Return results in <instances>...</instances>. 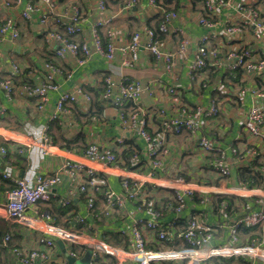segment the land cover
<instances>
[{
	"label": "crops",
	"instance_id": "0c3cea01",
	"mask_svg": "<svg viewBox=\"0 0 264 264\" xmlns=\"http://www.w3.org/2000/svg\"><path fill=\"white\" fill-rule=\"evenodd\" d=\"M128 1L59 0L57 12L60 14L69 13L74 10V7H78L83 16L80 22L82 32L79 39L89 43H92V25L95 20L112 17L111 23L101 27L102 39L105 42L108 30L113 29L114 36L117 38L116 44L121 46L127 45L136 31L144 32L146 27L160 15V8L155 7L150 0H137L128 11L123 13V6ZM170 1V7L178 11L177 17L172 21V28L179 32H172L167 35L168 48L176 49L180 41L184 39H187L189 43L186 57L177 58L176 56L174 69L167 71L165 62L157 60L146 48L149 37L144 33L140 41L138 60L133 61L131 65L126 62V60H132L130 54H124L120 50H117L115 58L111 60L97 51L84 63H79L74 56L58 57L50 50L46 36L50 31L62 29L60 24L54 20L48 26H44L38 19L40 12L31 20L23 18L21 12L27 0L20 2L17 0H0V25L11 18L19 30L18 38L11 39V35L8 33L5 39L0 41V73H6L12 61L17 62L21 71L14 78L15 86H22L25 82L31 81L30 77L33 75H29V73L33 69L39 70L44 61H55L63 68V72L58 76V89L49 92V98L44 103L43 108L39 107L36 98L20 96L17 92L9 97L0 88V103L3 109L0 111V143L11 140L8 146L12 148L8 157H0V203L5 201L7 189L12 185L7 186V181H5L2 172L35 180L39 173L54 174L66 158L94 164L81 158L83 149L80 147L91 143H97L102 147H111L120 155V150L124 148V144H117L118 140L129 139L134 133L128 125L125 127L122 124L118 109L112 106L110 101L101 100L103 78L107 73L112 76L116 83L124 79L139 82L142 93L139 99L134 101V104L145 109L147 127L154 135L160 131L164 120L171 118L182 108L197 105L208 107L215 100L220 107V112L216 117L203 116L202 128L204 134L214 140L211 141L214 142L215 146L226 151L228 160L233 159V147L238 151V156L244 155L246 150L253 145L258 148L259 152L262 150L264 139L250 136L244 132L241 121L245 118L247 110L254 101L253 90L256 88L264 90V74L251 77L241 68L228 67V63L224 59L228 51L245 47L254 49L257 58L264 59V44L255 40L253 26L244 23L243 13L238 9L239 5H254L264 17V0H231L225 5L218 6L214 11L207 8V0L205 3L203 0ZM101 2L104 3L103 8ZM159 2H165V0H159ZM205 9L207 10L206 15L204 14ZM202 17L214 21L213 29L217 36L211 38L207 43L210 48L218 47L219 50L216 58L209 59L216 65L213 64L201 72L198 71L196 77H192L189 72L195 58V52L201 41L209 33V29L200 21ZM228 25H241L244 30L241 34L229 35L226 32ZM222 84L226 90L220 89L219 85ZM79 85L92 93L93 103H91L92 101L74 103L70 106V111L65 115L63 121L60 120L59 124L54 125L52 114L60 94L75 89ZM171 86L176 88L175 93L170 92ZM113 90H117V85H113ZM97 111H101L100 114ZM91 113L99 115L103 113L102 119L97 118V115L92 116L93 118L90 117ZM50 127L51 129L53 127L52 133L55 143L48 136L49 142H45L43 139ZM201 133L198 131V135ZM160 134L164 138L162 148L169 149V155L174 158L173 162L180 165L184 159L190 163V166L169 173L170 167L167 169L164 165L165 170L164 166L158 169L155 178L130 172L129 175L132 177L147 180L144 192L148 196L147 201L139 198L137 201H127L120 210L117 209L113 213L106 214L104 197L99 195L95 213L91 214L87 210V199L78 189L79 179L64 175L63 183L55 189L53 196L56 200L58 199V203L54 198L50 204L41 203L36 211L29 209L28 212L37 216L46 213L51 214L53 222L76 229L82 228L77 218L83 216L91 225L94 233L105 237L112 243L128 246L130 231L135 222H139L141 225L144 220L150 218L151 207L149 205L152 199L158 208L160 204L167 203L162 220L166 225L173 223L170 226L169 238H173L175 241L170 239L163 243L151 231L146 236L149 248L165 249L179 246L181 242L178 234L184 229L186 220L196 213L201 216L202 220L212 225L213 243H228L231 240L230 229L235 216L230 210L224 211L223 205L221 207L216 206L219 205V199L216 200L215 205L203 202L202 197L205 196L203 192L211 191L212 194L206 195L213 199L219 195L224 197L235 196L237 198L235 205L239 212L247 211L254 199L246 197L242 191L233 189L236 185H243L238 182L236 177L245 167L236 158L235 163H232L230 176H216L215 172L212 171L213 154L204 152L190 132ZM80 135L84 136V139H81ZM136 141L142 145L147 144L145 139L138 136ZM68 142L72 143L69 144ZM24 143H27L26 149L20 153L18 146H24ZM65 146L72 147L74 150H69ZM145 151L146 146L142 153ZM187 154L190 155L185 159ZM145 160L148 169L150 163L147 156H145ZM168 160L166 159V163ZM124 163L123 161L124 167L129 169V166ZM263 166L264 156L258 157L253 168L255 170L262 169ZM99 167L102 168L103 166L99 165ZM142 171L146 172L147 170L142 168ZM201 171L209 173L207 176L201 174L202 176L199 177L198 174ZM120 173V170L113 168H107V171L104 172L108 184L116 192L122 190ZM181 175L190 182L187 186L196 189L194 191L196 194H194L195 198L193 194H186L187 203L183 207L184 209L176 211L173 208L176 201V181L174 179ZM263 183L264 175L261 185ZM66 197H70V204L62 206L59 201ZM225 203L227 202L225 201ZM0 229V237L10 233L12 238L10 246L7 245L0 249V258H7L8 264H12L15 256L13 250L11 257V246L22 249L43 248L40 242V233L23 224L2 221L0 222ZM238 235L240 244L249 243L255 237H263L264 226L244 227L239 229ZM57 244L55 257L61 260L67 259L66 264H68L63 243L58 240ZM85 254L86 252L83 257ZM109 260L110 264H115L114 259ZM128 264L136 263L129 262ZM203 264H252V262L241 257H232L214 258Z\"/></svg>",
	"mask_w": 264,
	"mask_h": 264
},
{
	"label": "built area",
	"instance_id": "2783aa9c",
	"mask_svg": "<svg viewBox=\"0 0 264 264\" xmlns=\"http://www.w3.org/2000/svg\"><path fill=\"white\" fill-rule=\"evenodd\" d=\"M20 2L21 0H17ZM134 1V0H133ZM155 3L157 0H150ZM229 1V0H225ZM224 0H208L207 8L214 11L215 6L225 3ZM59 0H27L21 12V16L31 20L39 13L38 19L41 24L48 26L52 21H56L62 26V29L50 31L47 33V42L50 50L58 57L74 56L79 63H84L94 52L103 53L108 60L114 59L117 50L124 54H130L132 60H126L131 65L137 61L139 57V49L141 47L142 34L137 32L134 34L132 41L127 45L117 46L115 41L109 44L107 48L103 45L101 27L112 22V17L105 19L99 18L92 25V43L87 41L80 42L78 36L82 32L80 22L83 16L78 7H74L71 12L60 14L57 12ZM9 5V3H7ZM101 7L104 3L101 2ZM238 9L243 13V21L245 24L253 26V36L255 40L264 44V17L260 14L258 8L254 5H239ZM177 17V13L172 11L165 15V20L160 24L162 32H179L172 28V21ZM201 23L209 29L208 35L201 41L195 52L194 61L190 67L189 75L198 74L199 70L205 68L208 59L216 57L219 49H209L207 38L211 36L215 38L216 32L213 29L214 22L209 18H201ZM243 26V25H242ZM241 25H228L226 32L229 35L236 33L241 34L244 28ZM10 33L11 39L19 37V30L15 21L11 18L7 19L0 25V41L5 39ZM109 35L114 36L113 31L108 30ZM145 33L149 36L146 48L156 57L157 60L165 62L167 71L174 69L175 57L185 58L189 41L181 40L176 49H169L163 39L157 37L152 29H146ZM211 51V57H210ZM1 57V52H0ZM226 63L231 68H241L244 72L253 77L264 74V59L257 58L254 49L241 48L230 50L225 55ZM21 68L17 62L12 61L9 70L0 73V88H2L9 97L14 92L20 96L34 97L38 100L39 106L43 107L44 102L49 98L48 94L53 89H58V76L63 72L62 66L51 60L42 62L40 69H33L29 75L31 81L25 82L22 86L14 85V78L20 73ZM40 73V74H39ZM39 74V75H37ZM106 89L104 98L113 102L119 101H135L141 93L142 87L138 82L128 81L124 79L115 82L112 76L106 78ZM119 87L113 90V85ZM220 89L226 90L222 85ZM170 92L175 93L176 88L170 87ZM254 101L247 110L245 118L241 121V127L248 135L263 138L264 126V90L256 88L253 90ZM91 102L92 96L81 85L75 89L64 91L60 94L52 119H62L70 111V106L78 102ZM182 108V107H181ZM0 103V111H2ZM220 112V107L214 100L208 107L197 105L195 107H184L174 116L163 121V129L167 133L190 132L197 140L198 146L206 153H213L212 170L218 172L221 177L231 175L232 163L236 158L244 167H255L258 157L264 156V147L259 152L258 148L253 145L246 150L244 155L238 156L235 147L232 148L234 153L233 159L228 160L226 151L221 147L214 145V140L209 138L202 132L203 116L216 117ZM146 114V112H145ZM122 116V115H121ZM129 121L123 119L124 123H128L129 128L134 133H139L148 141L146 151L143 155H147L150 167L147 169L146 161L141 157L135 156L130 161L129 169L124 167L122 159L117 152L111 147H102L97 143H91L87 149L81 154V158L94 164L86 163L81 160L66 158L61 166L54 174L39 173L35 180L18 177L9 172H4L3 176L10 179L15 185L14 188L7 190L6 199L0 203V217L21 223L40 233V242L43 248L14 249V260L12 264H66L67 259L61 260L55 257V250L58 247L57 241H61L64 245L66 253L74 258L83 257L86 251L91 252V264H108L109 259H114L115 264H128L134 262L136 264H203L212 258H232L241 257L252 262V264H264V235L263 237H255L249 243L240 244L239 229L251 226H264V183L261 186H235L233 189L242 191L246 197H251L254 202L250 204L247 211L238 212L234 218V222L230 229L231 240L228 243L215 244L212 242L214 238L213 227L203 222L197 223L195 220L201 216L192 214L187 221L186 227L178 234L181 244L169 250L152 249L147 246V233L154 232L160 241L168 239L170 226L173 224H164L163 216L167 205H161L159 208L150 200V218L144 220L140 225L135 222L130 231V241L128 246L108 241L105 237L92 232V227L87 223L83 216H79L77 221L82 228H71L57 225L53 222L52 216L48 213L37 216L30 214L29 209L36 211L40 202L49 201L55 195V189L63 183L64 175L71 178H78V189L82 195H86L87 210L93 214L99 195H103L105 203V213L110 214L120 210L127 201L148 200L145 192L147 180L140 177H132L130 172L151 178L157 177V171L162 167V162L155 152L156 148L161 147L164 142L163 135L156 138V143H152L153 139L150 133L145 129L147 124L146 118L142 115H134L128 118ZM127 127V126H126ZM198 130L201 134L198 135ZM45 142H49L47 136ZM212 140V141H211ZM123 139L118 140V144H122ZM25 145L18 146V151L23 153L26 149ZM160 150V149H159ZM10 149L6 145L0 144V157L7 156ZM99 165L103 166L102 168ZM107 168L118 169L121 171V192L113 190L107 182L104 172ZM145 168L147 171H142ZM261 173L264 175V166ZM176 181V201L173 208L181 211L185 206V195L193 194L196 190L187 186L189 181L180 177L174 179ZM199 183V182H198ZM203 202H210L211 191L203 192ZM213 199V198H212ZM62 206L70 204V197L61 199ZM225 203V202H223ZM215 205V202L213 203ZM225 206V205H224ZM223 206V207H224ZM157 207V208H156ZM225 211V209L223 208ZM12 240L11 234L6 233L0 237V248L7 246ZM76 245L78 249H72L71 246ZM68 258V257H67ZM165 259H169L170 261ZM167 262V263H166Z\"/></svg>",
	"mask_w": 264,
	"mask_h": 264
},
{
	"label": "trees",
	"instance_id": "16d2710c",
	"mask_svg": "<svg viewBox=\"0 0 264 264\" xmlns=\"http://www.w3.org/2000/svg\"><path fill=\"white\" fill-rule=\"evenodd\" d=\"M208 1V0H207ZM207 1H206V6H207ZM225 1V0H224ZM229 1H231V0H229ZM229 1H225V3L224 4H221V5H219V7L220 6H222V5H225V4H227ZM137 2V0H129L124 6H123V13H125L126 11H128L131 7H132V5H134L135 3ZM203 2L205 3V0H203ZM170 3H171V1L170 0H165V2H159V0H157L155 3H152L155 7H159L160 9V15H158L157 16V18H156V20L152 23V24H150V25H148L147 27H146V29H152V30H154V32L156 33V35H157V37L158 38H160V39H163L165 42H166V45H167V47H168V43H167V40H166V38H167V35L169 34H171L169 31L168 32H162V31H160V24H161V22L162 21H164L165 20V15L167 14V13H170V12H172V11H175L176 13H177V15H178V11H177V9H172L171 7H170ZM161 5H162V7H161ZM208 7V6H207ZM216 8H218V6H215L214 7V9L213 10H215ZM158 9V8H157ZM204 14L206 15L207 14V10L205 9L204 10ZM214 22V21H213ZM172 23V22H171ZM243 25V24H242ZM111 31H113V29H110ZM101 32V31H100ZM137 32H140V31H136L135 33H137ZM134 33V34H135ZM141 34H146L145 33V31L143 32V31H141L140 32ZM134 34H133V36H134ZM147 35V34H146ZM133 36H132V38H131V41H132V39H133ZM148 36V35H147ZM149 37V36H148ZM212 37L211 36H209L206 40H207V42L211 39ZM78 39H79V36H78ZM116 37H112L111 35H109V33H107V38H106V40H105V42H104V40H103V45L107 48V46L109 45V44H111V43H113L112 41H115L116 42ZM80 40V39H79ZM85 41V40H84ZM84 41H82V40H80V42H84ZM130 41V42H131ZM129 42V43H130ZM128 43V44H129ZM208 44V43H207ZM209 46V45H208ZM214 48H216V49H219L218 47H214ZM214 48H211V49H214ZM209 49H210V47H209ZM53 53V52H52ZM54 54V53H53ZM210 57H211V51H210ZM212 58H216V57H212ZM138 60V59H137ZM52 61V60H51ZM213 64L214 65H216L215 63H213L211 60L209 61V59H208V63H207V65L205 66V68H208V67H210V66H213ZM204 68V69H205ZM201 71H203V69L202 70H199V72H201ZM242 71H244V70H242ZM111 75L109 74V73H107V74H105L104 75V78H103V89L101 90V100L102 101H105V102H107V101H110V99H106V98H104V91H105V89H106V78L107 77H110ZM192 76H194V73H193V75ZM122 81V80H121ZM128 81H133V80H129L128 79ZM29 82V81H28ZM135 82H137V81H135ZM120 83V82H119ZM119 83H118V86H117V88L119 87ZM139 83V82H138ZM14 85H15V81H14ZM225 85V84H224ZM226 86V85H225ZM88 93H90L88 90H86ZM98 92H100V91H98ZM91 94V96H92V93H90ZM32 98H34V97H32ZM139 99V98H138ZM37 100V99H36ZM93 98H92V102L91 103H93ZM137 100H135V102H136ZM111 103H112V106H115L117 109H118V111H119V116H120V120L122 119V124L126 127L127 125H128V123L126 124V123H124L123 122V119H126L127 121H129V117H131V116H134V115H138V116H143L144 118H145V109L144 108H142V107H139V106H137V105H135L134 104V101H128L127 100V102L126 101H119V102H113V101H110ZM45 103V102H44ZM99 103H102V102H99ZM110 103V104H111ZM37 104L39 105V103H38V100H37ZM40 107V106H39ZM43 107H44V104H43ZM43 107H40V108H43ZM71 110H72V107H71ZM100 112L101 111H97V113H99L100 114ZM97 113H91V115H90V117H94L95 115H97V118H99V119H102V114L103 113H101V115H99V114H97ZM122 115V116H121ZM92 117V118H93ZM146 119H147V117H146ZM60 120H62L63 121V118L62 119H56V120H54L53 122H54V125H57V124H59V121ZM61 124V123H60ZM148 124V123H147ZM147 124H146V126H145V129H146V131L149 133L150 132V130L148 129V127H147ZM50 129H51V127H50ZM48 130V132H47V135H44L43 137H45V136H48V137H50V140L52 139V141L55 143V139L53 140V133H52V131H53V127H52V129L51 130ZM202 130V132H203V128L201 129ZM201 130H198V131H201ZM132 133H134V132H132ZM151 133V132H150ZM160 133H164V134H167V132H165L164 131V129H163V124H161V127H160V131L157 133V134H152L151 133V136H152V139H153V141H152V143H156L157 141H156V138H158L159 136H161L162 134H160ZM204 133V132H203ZM134 135V136H133ZM132 135V137L131 138H129V139H124V142L122 143V144H124V148L122 149V150H120L121 151V153H120V157H121V159H122V161H124L125 163V165H127V166H129V165H132V162L130 161L131 159H133L135 156H137L138 158L139 157H141L142 159H143V161H146L145 160V156H147V155H143V153H142V150L144 149V147L145 146H147V144H145V145H142L140 142L138 143L137 141H136V137L138 136L139 138H141V139H145L146 140V138L144 137V136H142L141 134H139V133H134ZM51 136H52V138H51ZM167 137H168V135H167ZM80 138L81 139H84V136H82V135H80ZM85 141V140H84ZM141 142H142V140H141ZM146 142L148 143V141L146 140ZM69 144H71L72 142H68ZM117 144H118V142H117ZM2 145V144H1ZM3 145H6V146H8L9 144L6 142V143H3ZM90 144H85V145H83V146H81L80 147V149H83V152L87 149V147L89 146ZM9 147V149H10V153L12 152V148H10V146H8ZM65 148H67V149H69V150H74V148H72V147H67V146H65ZM117 152V151H116ZM117 154H119L118 152H117ZM213 154V153H212ZM9 155H7L6 157H8ZM215 156V155H214ZM148 162V161H147ZM4 172H2V174H3ZM239 183H246L248 186H254V185H261L262 184V180H263V175H262V173H261V171H260V169H256L255 170V168L254 169H252L251 167H245L244 169H241V171H240V173H239ZM193 180V179H192ZM5 181H7V186L8 185H11V186H9V188L7 189V190H9V189H12V188H14L15 187V185L13 184V182L10 180V179H6L5 178ZM194 194H196V192H194L193 193V197L195 198V195ZM83 197L84 198H86V195H83ZM55 197H52L49 201H45V202H40L37 206H38V208L40 207V204L41 203H45V204H47V203H49L50 204V201L52 200L53 201V199H54ZM219 200H220V202H219V205H216V206H218V207H221L222 205L224 206L223 208L225 209V210H230L231 211V213H232V215L233 216H236V215H238L237 213L239 212V209L236 207V203H235V200L237 199L235 196H230V197H224V196H221V195H219ZM55 200H56V198H55ZM58 200V199H57ZM56 200V201H57ZM199 200H201L200 198H199ZM227 202V203H223V202ZM184 202H185V205H186V203H187V200H186V197H185V200H184ZM57 203H58V201H57ZM59 203H60V201H59ZM97 204V203H96ZM165 204H167V203H164V204H160V206L162 205H165ZM185 207V206H184ZM184 209V208H183ZM164 212H165V210H164ZM93 213H95V211H93ZM103 213H104V211H103ZM51 215V214H50ZM52 216V215H51ZM52 220H53V216H52ZM2 221H5L6 223L8 222V223H12V221H8V220H6V219H4V218H2V217H0V222H2ZM18 223V222H17ZM54 223H56L55 221H54ZM14 224V223H13ZM19 224H21V223H19ZM57 224V223H56ZM58 225V224H57ZM1 230V229H0ZM93 232V231H92ZM10 242H12V241H10ZM8 246H10V243L8 244ZM14 247H16V246H11L10 247V250H11V257H12V252H13V250H14ZM2 248H4V246L3 247H1L0 249H2ZM71 248L72 249H78V246H76V245H72L71 246ZM80 258H82V257H77V258H75L76 259V262H77V260L78 259H80ZM212 259H214V258H212ZM212 259H210V260H212ZM12 262V261H11ZM76 262H74V263H72V264H76ZM0 264H8V259L6 258V259H1L0 258ZM87 264H91V262H90V259H89V261H88V263ZM94 264H96V263H94ZM108 264H110V262H108Z\"/></svg>",
	"mask_w": 264,
	"mask_h": 264
},
{
	"label": "rangeland",
	"instance_id": "374dc122",
	"mask_svg": "<svg viewBox=\"0 0 264 264\" xmlns=\"http://www.w3.org/2000/svg\"><path fill=\"white\" fill-rule=\"evenodd\" d=\"M7 141V143L8 144H10L11 142V140L9 141V140H6ZM4 143H6V142H4ZM0 144H2L3 145V143H0ZM160 149V150H159ZM181 150V149H180ZM157 151V154L159 155V157H160V159H161V161H162V159H164L163 161H162V166H164V165H166V167H167V169L170 167V170H169V173H171L172 171H174V170H178V169H186L188 166H190V163L187 161V160H182V162H181V164L180 165H178V163H174L173 162V157L172 156H170L169 155V153H170V151H169V149H165V148H161V147H159V148H156L155 149V152ZM189 155L190 154H187V155H185L186 157H185V159H187L188 157H189ZM197 156V155H196ZM166 159H169L168 161H167V163H166ZM169 165V166H168ZM164 170H165V166H164ZM212 171H214V170H212ZM215 172V174H216V176L219 174L218 172H216V171H214ZM186 173H188V172H186ZM209 172H203V171H201L198 175H199V177H201L202 175L203 176H207V174H208ZM202 174V175H201ZM180 177H182V178H184V179H186L183 175H181V176H177L175 179H177V178H180ZM239 176H237L236 178H237V180L239 181V178H238ZM177 185V184H176ZM175 185V186H176ZM243 185H246V186H248L246 183H243ZM236 186H240V185H236ZM235 187V186H234ZM192 189H194L193 187H191ZM176 190V189H175ZM217 199H220L219 198V196L218 197H216L215 199H210V202H208L209 204H213L214 202H216V200ZM187 221L188 220H186V224H187ZM197 223H200V222H203L204 224H207V225H210V226H212L210 223H206L204 220H199V218H197L196 220H195ZM186 224H185V227H186ZM184 227V228H185ZM181 233V232H180ZM170 239H172L173 241H175L173 238H169V235H168V239H166L165 241H167V240H170ZM165 241H163V243L165 242ZM170 248H173V247H170ZM170 248H165V249H163V250H169ZM155 250V249H154ZM66 256H67V254H66ZM69 260V259H68ZM166 260H168V261H170L169 259H165L164 261H166ZM85 263V260H84V258H80V259H78L77 260V262H76V264H84Z\"/></svg>",
	"mask_w": 264,
	"mask_h": 264
},
{
	"label": "water",
	"instance_id": "95a60500",
	"mask_svg": "<svg viewBox=\"0 0 264 264\" xmlns=\"http://www.w3.org/2000/svg\"><path fill=\"white\" fill-rule=\"evenodd\" d=\"M67 254V253H66ZM90 256H91V252L90 251H86V254H85V257H83L84 258V260H85V263L84 264H87L88 263V261H89V259H90ZM67 257H68V264H72V263H74V262H76V259L74 258V257H71V256H69L68 254H67Z\"/></svg>",
	"mask_w": 264,
	"mask_h": 264
}]
</instances>
